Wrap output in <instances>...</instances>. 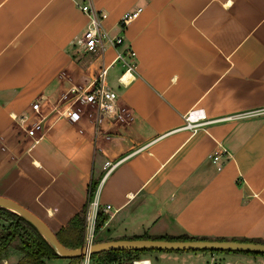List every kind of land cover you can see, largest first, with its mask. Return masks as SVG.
<instances>
[{"label": "crops", "instance_id": "crops-1", "mask_svg": "<svg viewBox=\"0 0 264 264\" xmlns=\"http://www.w3.org/2000/svg\"><path fill=\"white\" fill-rule=\"evenodd\" d=\"M84 2L105 13L103 26L121 44L83 49L87 17L76 3ZM136 7L119 29L121 15ZM127 49L130 66L115 60ZM102 66L130 119L95 126V108L84 103L69 122L64 97ZM33 102L45 131L30 142L21 117H36ZM192 110L205 121L195 132L182 126ZM93 184L98 205L110 206L99 210L105 218L93 242L264 241V0H0V195L55 233L88 204ZM246 254L152 250L138 259L264 264ZM50 260L81 257L43 264Z\"/></svg>", "mask_w": 264, "mask_h": 264}, {"label": "built area", "instance_id": "built-area-1", "mask_svg": "<svg viewBox=\"0 0 264 264\" xmlns=\"http://www.w3.org/2000/svg\"><path fill=\"white\" fill-rule=\"evenodd\" d=\"M77 7L86 15L87 24L82 32V47L86 51L101 52L106 46L117 47L122 43V36L120 34H111L107 28L102 24L105 13L98 10L89 2L76 3ZM141 7H136L134 10L125 12L118 20L119 29H123L125 25L140 12ZM132 51L127 49L125 53L117 51L115 60L123 61L127 66H130L125 60L124 56L132 55ZM107 67L102 66L92 77V79L82 88L72 87L68 95L64 97L63 108L61 115L65 116L69 122H76L80 119L82 104L88 103L95 108L94 124L97 126L104 119L115 121L118 123H126L130 119V113L126 108L118 104V95L106 82ZM121 84H126L130 80V74L127 70L123 71L117 78ZM32 110L36 113L34 119H30L29 115L21 117L24 123L22 125L24 136L30 142L37 141L44 134V116L39 112L38 102L31 104ZM75 114L78 119L73 120L72 116ZM197 111H189L184 115L183 127L195 132L202 127L205 122L201 116L197 115ZM228 117V116H226ZM211 156V154H210ZM213 159L218 155L214 154ZM113 165L109 164L106 171ZM95 190V189H94ZM110 206L104 205L100 207L93 197L90 198L85 213H84V243L85 246H90L93 243L94 222L99 210L107 212ZM90 253L86 252L81 255L80 264H89ZM134 260L132 261V264Z\"/></svg>", "mask_w": 264, "mask_h": 264}, {"label": "trees", "instance_id": "trees-1", "mask_svg": "<svg viewBox=\"0 0 264 264\" xmlns=\"http://www.w3.org/2000/svg\"><path fill=\"white\" fill-rule=\"evenodd\" d=\"M95 185H91L88 199L94 190ZM87 205L76 212L66 223V225L55 232L57 240L67 248H77L83 245L84 241V213ZM102 212H98L94 222V230L104 220ZM155 238L164 239H191L193 237L182 236H158ZM251 240L252 239H240ZM264 242L262 240H254ZM13 245L20 251V257L15 264H43L44 259L58 257L49 241L38 231V229L27 219L17 212L4 206H0V259H3V253L8 246ZM145 251L151 249H113L90 253V258L96 261V264H132L131 261L141 257ZM210 252H219L221 250H206ZM228 252L227 250H223ZM250 253L253 255H262L264 253L231 251ZM81 256L71 257L70 260H77Z\"/></svg>", "mask_w": 264, "mask_h": 264}, {"label": "water", "instance_id": "water-1", "mask_svg": "<svg viewBox=\"0 0 264 264\" xmlns=\"http://www.w3.org/2000/svg\"><path fill=\"white\" fill-rule=\"evenodd\" d=\"M8 205L18 214L29 220L49 241L59 257L71 258L86 252H100L113 249H151V250H227L264 253V242L234 239H164L128 238L93 242L90 246L81 245L67 248L56 238L55 233L35 214L16 201L0 195V206ZM44 233L47 235H44Z\"/></svg>", "mask_w": 264, "mask_h": 264}, {"label": "rangeland", "instance_id": "rangeland-1", "mask_svg": "<svg viewBox=\"0 0 264 264\" xmlns=\"http://www.w3.org/2000/svg\"><path fill=\"white\" fill-rule=\"evenodd\" d=\"M240 253H242V252H240ZM19 254H20V251L18 249H16L13 245L8 246L6 249V252L3 253V258H5V260L0 259V264H15L19 258ZM249 254L250 253H247L246 255H249ZM250 255H253V254H250ZM258 257H264V256L258 255ZM248 260H250V258H248ZM146 262H147V260L142 261L141 263H137V264H145ZM158 262H160V259L157 262H155V264ZM168 262H170V261H168ZM212 262L213 261L211 260V264H212ZM131 263H132V261H131ZM45 264H62V262H61V260H58V261H56V260L51 261L50 260V261L46 262ZM240 264H243V263H240ZM248 264H252V263H248Z\"/></svg>", "mask_w": 264, "mask_h": 264}, {"label": "bare ground", "instance_id": "bare-ground-1", "mask_svg": "<svg viewBox=\"0 0 264 264\" xmlns=\"http://www.w3.org/2000/svg\"><path fill=\"white\" fill-rule=\"evenodd\" d=\"M128 74V73H127ZM4 207H6V208H8V209H10V210H14L12 207H10V206H8V205H4ZM44 235H46L45 233H44ZM47 236V235H46ZM140 261H144V260H141V259H136V260H134V263L133 264H135V263H139Z\"/></svg>", "mask_w": 264, "mask_h": 264}, {"label": "clouds", "instance_id": "clouds-1", "mask_svg": "<svg viewBox=\"0 0 264 264\" xmlns=\"http://www.w3.org/2000/svg\"><path fill=\"white\" fill-rule=\"evenodd\" d=\"M72 119L73 120H76V119H78V116H76L75 114H73Z\"/></svg>", "mask_w": 264, "mask_h": 264}, {"label": "snow or ice", "instance_id": "snow-or-ice-1", "mask_svg": "<svg viewBox=\"0 0 264 264\" xmlns=\"http://www.w3.org/2000/svg\"><path fill=\"white\" fill-rule=\"evenodd\" d=\"M230 2H231V0H230Z\"/></svg>", "mask_w": 264, "mask_h": 264}]
</instances>
